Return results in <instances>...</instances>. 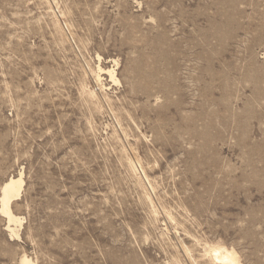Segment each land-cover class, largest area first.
I'll use <instances>...</instances> for the list:
<instances>
[{
	"label": "rangeland",
	"instance_id": "1",
	"mask_svg": "<svg viewBox=\"0 0 264 264\" xmlns=\"http://www.w3.org/2000/svg\"><path fill=\"white\" fill-rule=\"evenodd\" d=\"M20 171L0 264H264V0H0V187Z\"/></svg>",
	"mask_w": 264,
	"mask_h": 264
},
{
	"label": "bare ground",
	"instance_id": "2",
	"mask_svg": "<svg viewBox=\"0 0 264 264\" xmlns=\"http://www.w3.org/2000/svg\"><path fill=\"white\" fill-rule=\"evenodd\" d=\"M57 21V20H56ZM59 22V21H58ZM57 23V22H56ZM59 24V23H57ZM59 25H57L56 28H58ZM62 28V27H61ZM60 29V28H59ZM58 30V29H57ZM59 32V31H58ZM60 34V33H59ZM62 34V33H61ZM62 41V40H61ZM97 60H98V64H96L95 67V79L96 82L98 83V85H100L101 88H104V83L103 80H107L109 79L110 82L114 83V84H119L120 83V79L118 77L117 74V69L115 68V65L118 64V61L115 59L113 60L114 65H104L101 62V56L98 54L97 56ZM94 69V68H93ZM95 81V80H94ZM86 84V83H84ZM97 88V87H96ZM87 89V88H86ZM87 93V92H86ZM102 93V92H101ZM90 94V95H89ZM86 95V94H85ZM91 97H96V91L95 89H91L89 90L88 94ZM88 96V97H89ZM87 97V96H86ZM107 97V96H106ZM97 98V97H96ZM112 98V97H111ZM92 99V98H91ZM92 101V100H91ZM98 101V100H97ZM95 101V102H97ZM108 102V101H107ZM97 104V103H95ZM100 104V103H99ZM99 104H97V106H99ZM101 107V105H100ZM98 107V108H100ZM120 108V107H119ZM102 109V108H101ZM100 109V110H101ZM116 109L117 106H116ZM99 110V109H98ZM110 110V109H109ZM103 111V110H102ZM111 112V111H110ZM113 113V112H112ZM124 114V112H123ZM116 116V115H115ZM123 118V117H122ZM125 151L122 152V154H124ZM129 153V152H128ZM126 155V154H125ZM124 156V155H123ZM130 156V155H129ZM128 156V157H129ZM126 158V157H125ZM130 158V157H129ZM128 160V158L126 159V161ZM126 161H124L126 164H128ZM132 161V160H129ZM134 161V160H133ZM132 161V162H133ZM131 162V164L133 165V163ZM129 165V164H128ZM135 166V165H134ZM130 167V166H129ZM139 167V166H138ZM136 168V167H135ZM130 170H132L130 168ZM134 171V170H133ZM136 171V170H135ZM132 172V171H131ZM142 173L145 174V176L147 177V179H149V177L147 176L146 172H143V170L141 171ZM137 173V172H136ZM133 174V173H132ZM135 175V174H134ZM133 175V176H134ZM140 175V174H139ZM144 176V175H143ZM144 176V177H145ZM136 177V176H135ZM141 177V176H139ZM143 177V179H145ZM139 179V178H138ZM142 179V178H141ZM140 181V179H139ZM147 183V181H146ZM145 183V184H146ZM24 185H25V180H24V175L23 172L20 171L17 175H11L8 179H6L3 184L0 187V198H1V213H3L7 218H8V225H7V229L10 231V235L12 237H15L17 239L21 238L20 235V230L21 227L23 226V221H24V217L19 216L18 214L15 213V211L13 210V201L17 198L20 197V195L22 194V192L24 191ZM140 185V184H139ZM141 186V185H140ZM154 186V185H153ZM151 187V186H150ZM143 188V187H142ZM148 188V187H147ZM155 189V188H154ZM153 190V189H152ZM149 191V190H147ZM149 193V192H148ZM150 194V193H149ZM145 196V195H144ZM151 196V195H150ZM146 197L148 198L150 201L147 202H151L153 205L152 201V197ZM146 200V199H145ZM146 202V201H145ZM148 204V203H147ZM155 204V203H154ZM149 205V204H148ZM154 207V205L152 206ZM150 208V207H149ZM151 209V208H150ZM157 208L154 210L156 212ZM153 211V212H154ZM152 212V211H151ZM156 216V214H154ZM170 215V214H169ZM171 217V216H170ZM196 241V240H195ZM198 242H196V245ZM185 246V244H184ZM183 246V247H184ZM203 246V245H202ZM204 252L205 255L210 259V261L212 263L215 264H240V260H239V255L238 253L233 250L230 249L224 245L221 244H204ZM189 250V249H188ZM202 250V249H201ZM203 251V250H202ZM203 253V252H202ZM189 255V254H188ZM190 256V255H189ZM191 258V256H190ZM193 260V259H192ZM207 260V259H206ZM178 261V259H177ZM179 263V262H178ZM19 264H39L35 259H33L32 257H30L28 254L24 253L21 258L19 259Z\"/></svg>",
	"mask_w": 264,
	"mask_h": 264
}]
</instances>
